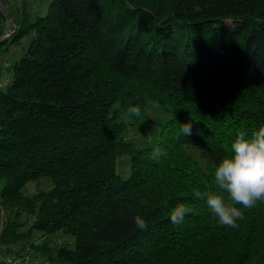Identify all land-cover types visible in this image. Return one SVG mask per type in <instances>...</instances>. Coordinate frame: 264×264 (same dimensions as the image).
Returning a JSON list of instances; mask_svg holds the SVG:
<instances>
[{
  "label": "trees",
  "instance_id": "1",
  "mask_svg": "<svg viewBox=\"0 0 264 264\" xmlns=\"http://www.w3.org/2000/svg\"><path fill=\"white\" fill-rule=\"evenodd\" d=\"M24 2L0 42V264H264V202L229 228L194 195L217 190L237 130L264 125V0ZM159 105L172 118L138 149L125 134L146 132ZM177 203L193 211L173 224ZM57 233L75 248L37 238Z\"/></svg>",
  "mask_w": 264,
  "mask_h": 264
},
{
  "label": "clouds",
  "instance_id": "2",
  "mask_svg": "<svg viewBox=\"0 0 264 264\" xmlns=\"http://www.w3.org/2000/svg\"><path fill=\"white\" fill-rule=\"evenodd\" d=\"M128 113L139 117L138 105L130 106ZM179 133L185 137L192 134V123H180ZM231 154L222 157L214 168L216 191L203 194L195 191L197 198L205 199L207 207L221 226L237 228V221L244 211L264 202V125L251 131L237 130L230 145ZM167 156L166 151L154 148L151 158ZM193 209L185 203H177L168 215L173 224H180ZM136 228L146 230L148 224L140 216L134 217ZM5 264H12L6 257Z\"/></svg>",
  "mask_w": 264,
  "mask_h": 264
},
{
  "label": "rangeland",
  "instance_id": "3",
  "mask_svg": "<svg viewBox=\"0 0 264 264\" xmlns=\"http://www.w3.org/2000/svg\"><path fill=\"white\" fill-rule=\"evenodd\" d=\"M24 1L29 3V11H41V9L45 12L46 6L48 5L49 0H5V3H8V6L10 7V18L8 17L5 21H3L4 24V31L2 32V38L5 40H8L12 36L11 31V25L13 24V18L17 17L14 12V7L16 3H19L21 6ZM3 4V3H2ZM5 7V6H4ZM6 8V7H5ZM9 14V13H8ZM9 14V15H10ZM1 21V20H0ZM11 23V25H10ZM2 22H0V27H2ZM16 50L14 47H11V53H8V55L5 54V59H3L5 62V65L11 64L14 59L18 58V55H14L13 53ZM9 73L7 69H4V72H1V79L2 82L8 78ZM148 115L150 118L149 125L146 129V132L138 131L137 129H134L133 127H130V129L125 134V137L128 141H131L136 145L138 149H148L154 147L159 139L160 132L162 131L164 125L172 118V111L169 108L162 107V106H152L148 109ZM125 121L130 122V116L125 115L124 118ZM201 161V160H200ZM201 163H203L201 161ZM131 163L130 158L128 156H120L118 157L117 161V173L123 178L128 179L131 174ZM49 182L43 181L42 186L43 189H48ZM37 183H32L24 190V193L26 195H32L37 191ZM40 188V187H39ZM3 219V215H0V220ZM25 220V216L23 218V221ZM3 222V221H2ZM4 226V222L1 224V227ZM40 241H43L45 239H50L51 245L53 247H63L68 246L71 249L75 248V237L72 235H65L62 233L53 234L51 236H38Z\"/></svg>",
  "mask_w": 264,
  "mask_h": 264
},
{
  "label": "water",
  "instance_id": "4",
  "mask_svg": "<svg viewBox=\"0 0 264 264\" xmlns=\"http://www.w3.org/2000/svg\"><path fill=\"white\" fill-rule=\"evenodd\" d=\"M0 9H2L3 10V12L5 13V15L7 16V17H9L10 18V15L8 14V11H7V9H5V7H4V5L2 4V1L0 0ZM13 24H14V21H13ZM14 26H15V24H14ZM5 39H3L2 38V40L0 41V42H3Z\"/></svg>",
  "mask_w": 264,
  "mask_h": 264
}]
</instances>
